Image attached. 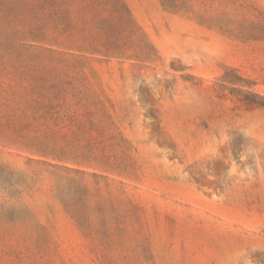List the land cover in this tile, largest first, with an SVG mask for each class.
<instances>
[{
  "label": "rangeland",
  "instance_id": "1",
  "mask_svg": "<svg viewBox=\"0 0 264 264\" xmlns=\"http://www.w3.org/2000/svg\"><path fill=\"white\" fill-rule=\"evenodd\" d=\"M94 4L129 18L63 0L61 23L0 34L1 135L58 151L65 130L35 117L80 91L110 167L80 203L47 178L0 191V264H264V0Z\"/></svg>",
  "mask_w": 264,
  "mask_h": 264
},
{
  "label": "trees",
  "instance_id": "2",
  "mask_svg": "<svg viewBox=\"0 0 264 264\" xmlns=\"http://www.w3.org/2000/svg\"><path fill=\"white\" fill-rule=\"evenodd\" d=\"M78 4L79 11L88 15L92 24L107 25L129 18L122 4L118 10L100 11L92 8L100 0H72ZM108 1V0H103ZM63 0H0V34L6 29L17 30L25 24L36 22L61 23ZM16 32V31H14ZM77 91L70 93L54 91L52 96L72 102L73 108L44 111L35 118L43 123L51 122L60 129L58 151H45L37 136L31 140L15 130L13 136L1 135L6 129L0 126V145L2 148L24 147L37 156L26 158L24 170H14L10 163L0 161V191L22 188L23 185H39L44 178L57 190L62 203H80L86 199L89 181L94 183L108 180V157L98 155L93 137L95 109L92 103ZM39 95L45 98L44 91ZM38 110H35L36 114ZM102 166V167H100ZM101 168V169H100Z\"/></svg>",
  "mask_w": 264,
  "mask_h": 264
}]
</instances>
